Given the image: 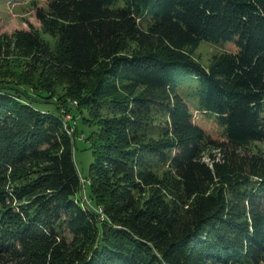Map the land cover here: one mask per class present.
Wrapping results in <instances>:
<instances>
[{
	"label": "trees",
	"instance_id": "16d2710c",
	"mask_svg": "<svg viewBox=\"0 0 264 264\" xmlns=\"http://www.w3.org/2000/svg\"><path fill=\"white\" fill-rule=\"evenodd\" d=\"M44 1L54 46L0 32V264H264V0Z\"/></svg>",
	"mask_w": 264,
	"mask_h": 264
},
{
	"label": "rangeland",
	"instance_id": "374dc122",
	"mask_svg": "<svg viewBox=\"0 0 264 264\" xmlns=\"http://www.w3.org/2000/svg\"><path fill=\"white\" fill-rule=\"evenodd\" d=\"M45 6L44 0H0V32L12 33L16 30H31L38 29V31L46 39L49 40L52 46L56 43V37L51 36L50 33L43 31V24L37 17L35 5ZM236 50L233 42H211L207 40L200 41L196 51L195 57L205 66L211 62L213 55L221 52H228ZM195 114V121L198 122L212 137L223 141L222 132L219 124L214 117L208 116L205 113H199L193 108ZM198 112V113H196ZM77 126L80 125L79 119ZM86 142L82 139L76 140V148L74 151L75 163L80 174L88 173L89 165L93 160L90 149H84ZM257 148L264 149V141L253 143L248 149H240L241 154L247 150L253 151ZM229 150V148H228ZM230 152V150H229ZM230 154V153H228ZM221 154H217V158L223 161Z\"/></svg>",
	"mask_w": 264,
	"mask_h": 264
}]
</instances>
